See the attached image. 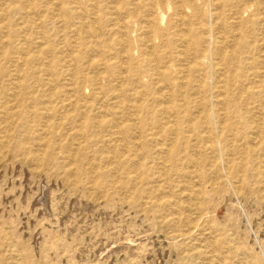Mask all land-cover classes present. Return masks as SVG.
Listing matches in <instances>:
<instances>
[{"label": "rangeland", "instance_id": "374dc122", "mask_svg": "<svg viewBox=\"0 0 264 264\" xmlns=\"http://www.w3.org/2000/svg\"><path fill=\"white\" fill-rule=\"evenodd\" d=\"M0 264H264V0H0Z\"/></svg>", "mask_w": 264, "mask_h": 264}, {"label": "bare ground", "instance_id": "6f19581e", "mask_svg": "<svg viewBox=\"0 0 264 264\" xmlns=\"http://www.w3.org/2000/svg\"><path fill=\"white\" fill-rule=\"evenodd\" d=\"M214 15V14H213ZM218 15V14H217ZM214 20V19H213ZM225 24V23H224ZM206 27L208 28V26L206 25ZM210 28V27H209ZM208 28V29H209ZM211 30V29H210ZM206 36V35H205ZM212 36H213V34H212ZM208 37V36H207ZM213 38V37H212ZM209 40V39H208ZM187 46V45H186ZM154 52V51H153ZM204 52V51H203ZM222 59V58H221ZM217 64V63H216ZM50 65H52V64H50ZM22 67V66H21ZM159 71H160V69H158ZM237 72V71H236ZM162 75V74H161ZM19 85V84H18ZM18 89V88H17ZM215 89V88H214ZM247 89V88H246ZM213 96V95H212ZM6 105V104H5ZM263 115V114H262ZM33 119V118H32ZM47 126V125H46ZM220 126V125H219ZM31 128V127H30ZM83 129V128H82ZM220 129V128H219ZM177 131V130H176ZM220 131V130H219ZM223 131V130H222ZM219 133H222V132H219ZM261 142V141H260ZM5 143V142H4ZM6 146H7V144H6ZM9 146V145H8ZM70 150V149H69ZM71 151V150H70ZM245 154V153H244ZM75 157V156H74ZM94 167V166H93Z\"/></svg>", "mask_w": 264, "mask_h": 264}]
</instances>
